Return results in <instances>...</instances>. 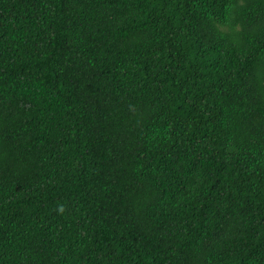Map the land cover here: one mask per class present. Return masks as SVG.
Masks as SVG:
<instances>
[{"label":"trees","instance_id":"1","mask_svg":"<svg viewBox=\"0 0 264 264\" xmlns=\"http://www.w3.org/2000/svg\"><path fill=\"white\" fill-rule=\"evenodd\" d=\"M0 264H264V0H0Z\"/></svg>","mask_w":264,"mask_h":264}]
</instances>
